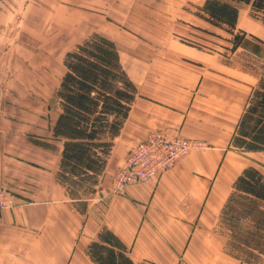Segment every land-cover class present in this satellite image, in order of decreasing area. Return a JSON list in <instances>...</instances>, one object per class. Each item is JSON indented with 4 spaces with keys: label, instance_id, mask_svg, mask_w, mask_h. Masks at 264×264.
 Returning a JSON list of instances; mask_svg holds the SVG:
<instances>
[{
    "label": "crops",
    "instance_id": "0c3cea01",
    "mask_svg": "<svg viewBox=\"0 0 264 264\" xmlns=\"http://www.w3.org/2000/svg\"><path fill=\"white\" fill-rule=\"evenodd\" d=\"M33 1L0 0V67L4 56L13 59L17 42L14 34L3 35L4 28L13 27L14 16L7 13ZM146 1L123 5L121 10L130 15L115 25L99 14L86 13L85 20L84 0H75L76 21L95 29L87 37L98 33L116 44L138 90L95 192L84 198L88 202L84 212L56 179L62 141L53 137V126L51 140L24 134L19 121L0 110V184L15 188L17 196L15 205L0 210V264H94L86 250L102 230L123 243L135 264H249L227 252L228 230L221 212L243 170L255 167L264 175V151H243L232 145L260 82L264 24L250 9L247 14L240 11L238 28L249 36L232 52H245L236 63L179 38L172 58L164 51V29L175 15L166 12L163 0ZM134 12L143 13L140 21L131 18ZM195 27L187 23V28ZM5 43L11 47L4 50ZM171 59L175 67L168 68ZM1 107L15 108L11 101L0 99ZM59 114L58 108L54 123ZM166 129L207 147L191 151L157 184L129 186L123 194L100 200L130 150L151 132ZM36 139L51 147L36 144Z\"/></svg>",
    "mask_w": 264,
    "mask_h": 264
},
{
    "label": "trees",
    "instance_id": "16d2710c",
    "mask_svg": "<svg viewBox=\"0 0 264 264\" xmlns=\"http://www.w3.org/2000/svg\"><path fill=\"white\" fill-rule=\"evenodd\" d=\"M241 6L264 24V0H205L195 12L228 35L225 40L232 44L231 52L249 36L238 28ZM63 65L65 72L56 91L60 114L53 125V137L62 141L56 179L84 212L88 205L84 198L95 192L138 90L116 44L101 34L93 33L66 52ZM232 145L243 151H264V66ZM232 188L221 212L228 230L227 252L249 264H264V175L248 167ZM86 253L94 264H135L123 243L107 230L99 233Z\"/></svg>",
    "mask_w": 264,
    "mask_h": 264
},
{
    "label": "rangeland",
    "instance_id": "374dc122",
    "mask_svg": "<svg viewBox=\"0 0 264 264\" xmlns=\"http://www.w3.org/2000/svg\"><path fill=\"white\" fill-rule=\"evenodd\" d=\"M145 2L147 1L84 0L83 18L87 20L86 13L87 16L99 14L116 25L115 21L123 22L130 15L129 12L121 10L123 5ZM203 2L204 0H163L166 12L175 15L171 24L165 22L164 37L167 42L164 44V51L171 52L172 58H175V38H179V41L202 51L221 53L227 61L236 63L243 58L245 52L240 50L234 55L230 51L232 44L225 40L227 34L214 30L195 17L197 6ZM77 8L79 6L75 0H34L13 13H7L14 16L13 27L4 28L3 35L14 34L17 42L13 45V59L4 56L1 61L3 74H0V99L11 101L15 108L1 107L0 110L7 115H13L19 121L21 133L51 140L50 127L54 124L59 108L56 91L64 72V55L95 30L87 29L76 21ZM240 11L247 14L249 8L241 6ZM132 14L131 18L140 21L143 13ZM188 22L196 24L197 27L187 28ZM119 26L122 30H127L123 23ZM99 30L106 34L104 29ZM8 47L11 45L3 44L4 50ZM167 62L171 65L168 68L175 67V59ZM36 141L43 142L38 139ZM0 187L9 192V197L17 202L15 188L12 189L6 184H0Z\"/></svg>",
    "mask_w": 264,
    "mask_h": 264
},
{
    "label": "built area",
    "instance_id": "2783aa9c",
    "mask_svg": "<svg viewBox=\"0 0 264 264\" xmlns=\"http://www.w3.org/2000/svg\"><path fill=\"white\" fill-rule=\"evenodd\" d=\"M206 147L205 143L185 139L172 129L151 132L122 159L110 187L102 193L100 200L109 195L123 194L129 186L157 184L191 151L204 150ZM13 205L15 202L9 197V192L0 187V210Z\"/></svg>",
    "mask_w": 264,
    "mask_h": 264
}]
</instances>
